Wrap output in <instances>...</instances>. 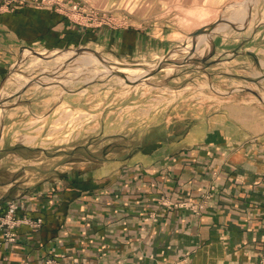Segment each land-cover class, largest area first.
I'll use <instances>...</instances> for the list:
<instances>
[{
	"label": "crops",
	"instance_id": "crops-1",
	"mask_svg": "<svg viewBox=\"0 0 264 264\" xmlns=\"http://www.w3.org/2000/svg\"><path fill=\"white\" fill-rule=\"evenodd\" d=\"M67 1L124 25L82 28L29 5L3 13L0 86L25 51L87 48L123 59L153 55L170 39L156 13L174 8L167 7L174 0H144L148 7H139V0ZM205 111L178 133L162 129L155 138L147 130L146 143L112 160L67 163L64 173L36 185L4 182L0 210L15 201L17 217L42 223L18 227L15 243L4 242L0 231V264H44L48 258L66 264L264 263V105L233 99ZM208 192L198 215L160 203L197 201Z\"/></svg>",
	"mask_w": 264,
	"mask_h": 264
},
{
	"label": "rangeland",
	"instance_id": "rangeland-1",
	"mask_svg": "<svg viewBox=\"0 0 264 264\" xmlns=\"http://www.w3.org/2000/svg\"><path fill=\"white\" fill-rule=\"evenodd\" d=\"M207 3L174 0L156 13L171 35L153 55L121 59L87 48L20 55L0 86V196L11 179L36 185L67 163L128 153L151 138L147 130L155 138L162 129L178 133L222 101L264 105V0Z\"/></svg>",
	"mask_w": 264,
	"mask_h": 264
},
{
	"label": "built area",
	"instance_id": "built-area-1",
	"mask_svg": "<svg viewBox=\"0 0 264 264\" xmlns=\"http://www.w3.org/2000/svg\"><path fill=\"white\" fill-rule=\"evenodd\" d=\"M23 5H29L36 9L50 10L59 15L64 16L76 26L82 28H99L108 27L117 29L123 27V19L114 17L104 11L95 9L94 7L85 8L78 3L67 0H0V15L10 13ZM210 200V192L204 193L197 201L185 200L178 203H170L162 200L160 203L165 207H176L191 211L198 215L208 204ZM19 209V203L11 201L7 203L3 211L0 210V231L3 240L6 243H15L17 241L16 229L21 225H26L32 229H38L42 223L41 219L35 221L26 217H17L16 212ZM44 264H66L54 258H48ZM182 264H188L187 259L182 260ZM255 264H264L259 261Z\"/></svg>",
	"mask_w": 264,
	"mask_h": 264
},
{
	"label": "water",
	"instance_id": "water-1",
	"mask_svg": "<svg viewBox=\"0 0 264 264\" xmlns=\"http://www.w3.org/2000/svg\"><path fill=\"white\" fill-rule=\"evenodd\" d=\"M209 28H212V25H210ZM194 35H196V34H194ZM82 50H86V49H82V48L77 49V50H76V53H79V52H81ZM90 52H91L92 54H94V56L97 57V58L99 59V57L96 55V53H95L94 51H91V50H90ZM34 54L38 55L37 53H34Z\"/></svg>",
	"mask_w": 264,
	"mask_h": 264
},
{
	"label": "bare ground",
	"instance_id": "bare-ground-1",
	"mask_svg": "<svg viewBox=\"0 0 264 264\" xmlns=\"http://www.w3.org/2000/svg\"><path fill=\"white\" fill-rule=\"evenodd\" d=\"M117 70V69H116ZM115 71V70H114ZM2 99V98H1ZM2 101V100H1ZM1 105V104H0ZM1 107H2V105H1Z\"/></svg>",
	"mask_w": 264,
	"mask_h": 264
}]
</instances>
